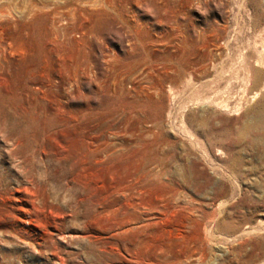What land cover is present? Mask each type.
<instances>
[{
  "label": "rangeland",
  "instance_id": "374dc122",
  "mask_svg": "<svg viewBox=\"0 0 264 264\" xmlns=\"http://www.w3.org/2000/svg\"><path fill=\"white\" fill-rule=\"evenodd\" d=\"M0 264H264V0H0Z\"/></svg>",
  "mask_w": 264,
  "mask_h": 264
}]
</instances>
